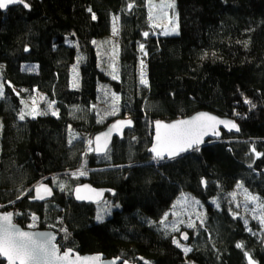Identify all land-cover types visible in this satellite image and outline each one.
Instances as JSON below:
<instances>
[{
    "label": "trees",
    "instance_id": "16d2710c",
    "mask_svg": "<svg viewBox=\"0 0 264 264\" xmlns=\"http://www.w3.org/2000/svg\"><path fill=\"white\" fill-rule=\"evenodd\" d=\"M24 2L29 10H0V211L23 228L35 217L33 229L57 232L61 250L136 264H264V207L249 217L233 196L241 184L264 203V0H173L172 34L151 25L146 0ZM35 92L46 112H33ZM197 111L234 119L239 134L154 159L152 123ZM118 119L133 127L95 156L89 141ZM38 182L51 186L48 201H30ZM85 182L107 190L101 220L105 199L72 197ZM183 194L202 215L171 232L164 217Z\"/></svg>",
    "mask_w": 264,
    "mask_h": 264
},
{
    "label": "snow or ice",
    "instance_id": "6c2138e0",
    "mask_svg": "<svg viewBox=\"0 0 264 264\" xmlns=\"http://www.w3.org/2000/svg\"><path fill=\"white\" fill-rule=\"evenodd\" d=\"M24 0H0V9L8 7L10 4L14 3H23ZM173 5H168V7H172ZM24 7H28L25 3ZM131 7V5H129ZM95 19V16H93ZM118 20L114 18L113 25V33L115 34L117 31L115 21ZM147 35V33H145ZM141 50H143V45H141ZM113 78H116L115 76ZM141 83L146 84L147 81L143 78V72L141 73ZM73 87H78V84L74 83ZM2 88V86H0ZM0 95H2V91H0ZM119 98L116 97V100ZM246 103H250L249 101H245ZM51 107V105H49ZM33 112L35 110L33 109ZM25 114L23 111L20 113V119L25 118ZM55 114V113H53ZM112 114H115V110ZM125 123H131L130 121H118L117 125H113L112 128H116L118 125H123ZM215 124H225V126H229L230 128H236V125L228 122L221 121L217 118L210 116L208 114H199L191 120H180L172 124H163L161 122H156L157 128V144L150 149L151 152L155 154L156 159H163L164 154L167 153L169 158H173L178 156L180 153L187 151L188 149L197 150L195 145H198L201 142V137L206 135L209 130H211ZM163 129V132H161ZM111 131V129H110ZM108 135V134H105ZM97 142L101 140V137L96 138ZM91 144L92 142L89 141ZM91 150V149H90ZM101 149L97 148V151ZM259 155V154H257ZM83 175V172L79 173ZM239 186V185H238ZM63 188V186L61 185ZM41 190L47 194H51L50 189H48L44 185H38L35 189L37 192V197L39 199H43V196L40 195ZM80 189H77L79 193ZM78 199L82 198L80 196ZM246 199L249 201L257 200L256 197L246 194ZM261 207H264V203L261 204ZM167 215V214H166ZM13 213H5L0 215V256L7 258L8 264H54L55 261H66L70 255V250L65 252L62 256L57 254V250L55 245L51 242L54 239L51 236L46 237L45 241L38 242L34 239L32 233L21 231L16 228L12 224ZM35 219V217H33ZM97 219H102V217L98 216ZM261 224H264V217L260 218ZM163 223V221H161ZM247 223V221H245ZM192 225L189 224V227ZM31 227V226H30ZM173 231H177L175 226H172ZM184 239H187V236H183ZM173 243L177 244L179 247L180 244L177 240H173ZM237 247H242V245L238 244ZM185 252L190 251V249L185 248ZM247 255V253H245ZM87 259L84 264H87ZM92 261H98L100 259L99 256L90 258ZM118 259V258H117ZM80 261V258L77 257L76 261H71L69 264H77ZM115 264V261L112 262ZM124 264H127L125 261ZM147 264V262H146ZM249 264H253L251 258L249 257Z\"/></svg>",
    "mask_w": 264,
    "mask_h": 264
},
{
    "label": "water",
    "instance_id": "95a60500",
    "mask_svg": "<svg viewBox=\"0 0 264 264\" xmlns=\"http://www.w3.org/2000/svg\"><path fill=\"white\" fill-rule=\"evenodd\" d=\"M25 3L26 2L10 4V5H8V7L0 9V10L5 12L9 7L18 6V5L24 7ZM24 8L26 10H29V5H28V7H24ZM199 114H208L210 116L217 118L218 120L231 122V123L236 125V128H230L229 126H225V124H215L214 127L211 130H209L206 135H203L201 137V142L198 145H195L194 146L195 148L202 146L203 144H205L208 141L221 139L223 133L233 134V135L239 134V126L234 119L228 118L226 116H220V115H217V114H215L213 112H209V111H197V112H195L189 116H186L184 118H178V119H174V120H170V121L157 120V121H154L152 123V137H151L150 146L148 147V152L150 153V155L153 158L155 157V154L153 152H151L150 149H152V147L157 144L156 122H161L163 124H172V123H175V122L180 121V120H191L192 118L196 117ZM118 121H125V122L130 121L131 123L130 124L125 123L123 125H118L116 128H112L113 125H117ZM132 127H133V122H132V120H129V119H118V120H115V121L111 122L110 124H108L103 130L94 134V136L92 138L93 154L95 156L104 155L107 152V150L109 149V147L111 146L113 139L114 138H118V139L123 138L124 133L127 130L131 129ZM110 129H111V131H110ZM161 132H163V129H161ZM105 134H108V135H105ZM98 136L101 137V140L99 142H97V140H96V138ZM98 146L101 149L100 151H97ZM191 150H193V149H188L187 151H184V152L180 153L178 156H175L173 158H169L167 153H165L163 159H167V160L174 159V158H177L180 155H182L186 152H189ZM154 159H156V158H154ZM41 184L46 186L48 189H50V192H51V194L49 195V194L43 192V190H41L40 195L43 196V199L36 198L37 192L35 191L36 187L38 185H41ZM38 185L33 187L32 197L30 198V201L42 203V202H45V201H48L49 199H51L53 194H54L51 186L46 184V183H39ZM77 189H80L79 193L77 192ZM106 192H107V190L104 188H97V187L93 186L92 184L85 182L83 184H78V185L74 186L72 197L77 203H86V204L98 205L101 202H103V200L105 199ZM78 196H80L82 198L78 199L77 198ZM9 212L13 213L12 224L16 228L20 229L21 231H26V232L32 233L34 236V239H36L38 242L45 241L46 237H48V236L53 237L54 239L52 240L51 243L53 245H55L58 255L62 256L65 252L70 250V255L66 261H63V262L55 261L54 264H69V262H71V261H76L77 257L80 258V261L77 262V264H84V262L86 261V258H88L87 264H112L113 261H115V264H124L125 261L127 262V264H136V263L129 262L127 260H123L122 258H119V257L106 258L103 254H100V253L81 254L78 251H75V250H72L69 248L61 250L58 243H57L58 237H59L57 232H55L54 230H51V229L23 228L21 225H19L18 223L15 222V215H14V212L11 210L10 211H0V215H3L5 213H9ZM184 235L187 236V239L183 238ZM179 239L182 243H187L189 241V236L185 230L181 231V233L179 234ZM96 256L100 257V259L98 261H92L90 259V258L96 257ZM0 260L3 261L5 264H8L7 258L0 256Z\"/></svg>",
    "mask_w": 264,
    "mask_h": 264
},
{
    "label": "rangeland",
    "instance_id": "374dc122",
    "mask_svg": "<svg viewBox=\"0 0 264 264\" xmlns=\"http://www.w3.org/2000/svg\"><path fill=\"white\" fill-rule=\"evenodd\" d=\"M173 5V0H146V6L148 10V15L150 18L151 25L157 28H163L166 33H175L177 32V16L175 10L168 5ZM175 9V4H174ZM117 18V17H114ZM114 18L112 19L111 32L107 40L109 41V47L111 48L113 54L118 52V39H119V21L116 20L117 31L113 33ZM78 77L77 70H73L72 79L76 83ZM31 105L32 109L35 110L34 113L46 112L49 102L45 99L44 95L41 93H33L31 96ZM92 150L90 146L89 150ZM81 171V170H78ZM239 185V186H238ZM233 190V196L237 199L241 205L243 213L247 214L249 217H260L261 216V203L259 200L249 201L246 199V194L253 195L246 187L238 184ZM112 205L108 204L107 198L104 201V205L98 210V216L104 217L107 213L110 212ZM15 215V213H14ZM202 215V210L199 205L193 200L191 196L187 194L181 195L180 198L172 205L171 209L167 212V215L164 217V222L166 227L171 232H179L182 227H187L189 224ZM101 220V219H99ZM16 221V219H15ZM29 222L23 224L24 227L33 229L38 225V221L33 219V216L29 217ZM175 226L177 231L172 230V226ZM31 226V227H30ZM182 230V229H181Z\"/></svg>",
    "mask_w": 264,
    "mask_h": 264
},
{
    "label": "bare ground",
    "instance_id": "6f19581e",
    "mask_svg": "<svg viewBox=\"0 0 264 264\" xmlns=\"http://www.w3.org/2000/svg\"><path fill=\"white\" fill-rule=\"evenodd\" d=\"M198 148V147H197ZM39 184V182L37 183V184H35V185H33L32 187H31V189H33V187H35L36 185H38ZM104 201V200H103ZM102 203V202H101ZM100 203V204H101ZM100 204H98V205H100Z\"/></svg>",
    "mask_w": 264,
    "mask_h": 264
}]
</instances>
